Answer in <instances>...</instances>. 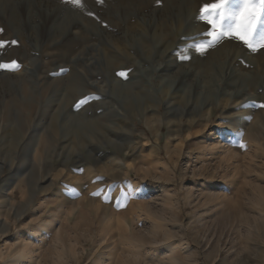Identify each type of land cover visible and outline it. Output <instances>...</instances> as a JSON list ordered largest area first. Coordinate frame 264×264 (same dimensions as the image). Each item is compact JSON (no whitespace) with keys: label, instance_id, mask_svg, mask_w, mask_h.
Wrapping results in <instances>:
<instances>
[{"label":"rangeland","instance_id":"obj_1","mask_svg":"<svg viewBox=\"0 0 264 264\" xmlns=\"http://www.w3.org/2000/svg\"><path fill=\"white\" fill-rule=\"evenodd\" d=\"M220 3L0 0V65L18 66L0 68V264H264V49L213 42L203 10ZM240 6L212 10L218 32ZM180 70L205 80L201 96L190 75L173 98Z\"/></svg>","mask_w":264,"mask_h":264},{"label":"bare ground","instance_id":"obj_2","mask_svg":"<svg viewBox=\"0 0 264 264\" xmlns=\"http://www.w3.org/2000/svg\"><path fill=\"white\" fill-rule=\"evenodd\" d=\"M189 33V32H188ZM186 34V33H185ZM190 37H192L193 39H195V38H198L199 37V35H198V33L196 32H192L191 33V35H190ZM195 43H198V44H200V45H205V46H207V50H209V53L210 54H212V55H217L219 52H218V50L216 49L217 47H210V45H208V44H206V43H204V39H200V40H197ZM185 44V43H184ZM179 45V44H178ZM189 45V44H188ZM180 46V45H179ZM184 47V46H183ZM182 47V48H183ZM193 47H194V45H193ZM175 46H173V47H171V48H168V49H164V51H163V53L162 54H168L169 55V53L170 52H173L175 49ZM125 51H127V50H125ZM124 51V54H126V52ZM128 53V52H127ZM167 55V56H168ZM190 55V54H189ZM191 55H193V54H191ZM195 57V56H194ZM126 58V57H125ZM169 58V57H168ZM171 58V57H170ZM169 58V60H167V62L165 63V67L166 68H170V67H173L174 66V64H177V63H174L171 59ZM233 59V58H232ZM228 60L227 62H225V66H224V68H227V74H228V78L229 79H231L233 76H235L236 74H237V68H236V66H234V60H235V58H234V60ZM124 60H126V59H124ZM243 60H245V62H248V63H250L251 62V57L249 56V55H244L243 56ZM177 61V60H176ZM236 61V60H235ZM208 62V61H207ZM215 63V62H214ZM213 62H211V63H207L206 65H209V66H214L215 64H214ZM113 64H115V62H113ZM214 64V65H213ZM163 67H164V65H163V63H161V64H159L158 65V67H157V69L158 70H160L161 68L163 69ZM176 67V66H175ZM213 68V67H212ZM181 71V70H180ZM182 72V75L184 76H182V77H180V78H182V79H180V78H178V80L176 81V83L172 86V88H173V90H172V93L174 94V97L173 98H175V96H177V95H179V96H181L180 97V101L179 102H183L184 101V96H182L183 94H182V92L184 91V89L185 88H188V87H190L189 85H188V83H187V81H186V78L187 77H190V75H193V77H195L196 78V85H197V87H198V89H199V92L196 94L197 95V97L198 96H201L202 94H203V92H202V90L203 89H205V85H204V81L202 80V78H201V76L200 75H198L199 73H197V72H191V70H184V71H181ZM18 74V73H17ZM202 75V74H201ZM192 77V76H191ZM82 85V84H81ZM81 87V86H80ZM66 89H67V93H68V102L70 103V104H75L78 100H79V84H78V81L74 78V79H72L71 81H70V83L66 86ZM81 89V88H80ZM125 98H126V100H127V105H128V107H129V112L130 111H134V110H136L137 108V106L139 105V103L140 102H137V104H136V102L134 103L133 102V100H131V99H129L130 97H129V95H127V96H124ZM131 100V101H130ZM251 101V100H250ZM214 108V107H213ZM209 114H210V112H209ZM76 124L77 125H79V127H78V129H76L75 130V137H77L78 138V141L79 142H81L82 140H84V132L82 131V129H83V127L81 126V125H83V123L80 121V120H78V121H76ZM56 129H57V127H56V119H54V120H52V122H51V132L52 133H54V132H56ZM93 129H94V132L95 133H98V134H100V135H102V136H105L106 134H107V132H106V129H107V127H103L102 125H95L94 127H93ZM16 132H14L13 134H7L6 135V137H7V139H8V137H9V139H11V142H12V139L15 137V135H17V134H15ZM5 135V134H4ZM6 139V140H7ZM10 141V140H9ZM48 143H49V141H48ZM12 144V143H11ZM42 201H41V203L39 202L38 203V207H37V211H34L33 213H32V215H35L36 217H37V215H41L42 214V210H41V208L43 207V205H44V203H47L46 202V200H43V199H41ZM29 204H31V206H32V204H34V201H31ZM81 207V206H80ZM106 209L108 210L109 208L108 207H106ZM33 211V210H32ZM109 212V211H108ZM108 214V213H107ZM47 215V214H46ZM38 216V217H39ZM109 216V215H108ZM107 216V217H108ZM45 217V216H44ZM106 216H103V220H105L106 218H107ZM48 220H46V219H41V220H39V223L36 225V228L34 227V228H31V227H29L30 228V230H28L25 234H20L21 236H22V238H19L18 240H19V242H20V244L18 245V251L16 252V254L12 257L13 259L12 260H20L24 255H25V253L27 252V249H28V247H29V245H30V243H32L30 240H35L36 239V237L37 236H39V234H40V232H42V231H40L42 228H44V224H46V223H48L47 222ZM107 221V220H106ZM105 224V223H104ZM25 232V231H24ZM23 233V232H22ZM20 248V249H19ZM28 253V252H27ZM14 260V261H15ZM22 260V259H21ZM13 261V262H14ZM16 262V261H15ZM107 262V261H106Z\"/></svg>","mask_w":264,"mask_h":264},{"label":"snow or ice","instance_id":"obj_3","mask_svg":"<svg viewBox=\"0 0 264 264\" xmlns=\"http://www.w3.org/2000/svg\"><path fill=\"white\" fill-rule=\"evenodd\" d=\"M99 2V0H98ZM64 3L71 5L74 8H83L82 0H64ZM227 0H221L220 4H213L211 8H205L203 11L207 18V22L212 26V31L208 33L213 38V42L223 36L234 38L243 43L249 50L257 51L264 49V31L260 32L259 38H256L258 27L264 25V0H241L240 9L236 13H230L227 16L221 11L220 20L225 19L232 21L224 32L217 31V22L212 17L215 13L212 10H223ZM220 27H223L221 24ZM15 43V41H13ZM3 44L0 43V47ZM17 65H0V68L7 70H17ZM121 76L124 73H120ZM264 108V104L260 105Z\"/></svg>","mask_w":264,"mask_h":264}]
</instances>
